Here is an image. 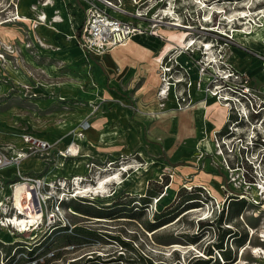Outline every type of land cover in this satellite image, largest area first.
<instances>
[{
	"label": "rangeland",
	"instance_id": "374dc122",
	"mask_svg": "<svg viewBox=\"0 0 264 264\" xmlns=\"http://www.w3.org/2000/svg\"><path fill=\"white\" fill-rule=\"evenodd\" d=\"M93 1L0 0V127L13 136L0 135V147L16 150L24 133L51 144L27 158L41 160L39 172L22 170L25 159L12 177L0 176V196L13 181L14 214L25 188L19 181L14 190L19 170L54 183L52 203L62 182L75 191L77 177L93 184L116 173L121 181L108 183L104 195L66 200L65 229L50 205L23 231L0 224V264H264V180L245 184L224 161L238 166L234 145L264 131V40L235 35L264 30V0H108L105 9L140 32L100 53L111 57H104L107 66L74 37ZM42 12L47 19L36 22ZM184 31L195 43L183 61ZM162 83H169L166 95ZM208 94L222 110L207 113ZM240 94L253 97L259 113L242 97L235 104L222 98ZM226 131L233 137L223 138ZM75 132L80 153L63 159L60 150ZM261 150L246 153L255 158ZM241 188L248 199L230 201ZM202 220L214 222L202 230Z\"/></svg>",
	"mask_w": 264,
	"mask_h": 264
},
{
	"label": "built area",
	"instance_id": "2783aa9c",
	"mask_svg": "<svg viewBox=\"0 0 264 264\" xmlns=\"http://www.w3.org/2000/svg\"><path fill=\"white\" fill-rule=\"evenodd\" d=\"M112 4H113L112 1L108 2V0H94L91 3L90 5L91 8L87 10L86 19L84 24L80 27V34L78 37L79 43L83 47V49L89 50L90 52L92 53L94 52L96 54L99 52L104 53L109 51L112 46L123 42L131 34L132 26L129 22L117 16L112 15L109 11L105 9L106 7H108V5H112ZM230 75L232 74L231 73L227 74V77ZM241 97L243 102L241 100ZM222 98L230 102H233L234 104L235 102L246 103L247 108L248 107L251 108L256 114L259 113L255 111L256 104L253 103V97H250L246 94L241 96H236L237 99L235 100L228 96L227 97L222 96ZM237 112L239 116L243 117V114H241L240 110H237ZM228 115L229 117L227 118V123L225 125L226 127L229 122L228 120L231 117L230 116L231 114ZM245 116L247 117L248 115L244 114V117ZM85 126H89V125H85ZM230 135H232V132L230 133L229 131L228 132L226 131V133L224 132L223 134V138H230L228 137ZM21 136L23 141L27 145L26 148L10 150V148L0 147V170L6 168L7 166H12V165L19 166L23 158L32 155L33 152L37 153L42 150H47L51 146V144L47 140L39 138L35 136L33 133H24ZM222 143L224 146L226 144V141L222 140ZM234 146H235V155L237 156L238 159V166L236 167L241 170L244 179L249 183H259L257 181L258 177L262 178L260 180H264V131L258 130L256 135H254L250 140V142L245 146L243 144L241 146L238 145V148L236 145ZM219 147L222 151L221 145ZM249 148H253L254 152L262 149L261 150L262 152L256 153V157L253 158L254 154L249 155V153H246L247 152L246 150H248ZM60 154L63 157H68V156H72L74 152L68 148L67 149L65 148L64 150H60ZM224 161L228 166H232L229 162H227V159H225V157H224ZM246 167H250V170L255 171L256 176L255 175L253 176L254 180L248 179L249 175H251V172L250 170L246 169ZM258 170L261 171V174L258 173ZM224 173L228 176V178H231L226 171ZM18 174L20 176V179L18 181L27 182L29 184V190L32 192L34 196L33 200H30L31 198L28 197L23 198V200H25L26 203L30 201H31L30 203H34L38 212L42 214L41 216L42 219L46 214V211L48 210L50 205L51 206L50 217H54L55 222L57 224L60 223L61 225L67 226V223L65 221H61L62 219L60 216V214H62L63 211V203L66 200L76 199L77 197H81L79 196L81 194H77V192L74 191L73 188H72L73 191H70V188L65 189V185L67 183L62 182V184H60V187L57 188L60 189V192L54 195V202L52 203L51 200L53 197L52 196L53 192L51 188H54L53 187L54 183L49 182L45 177L23 174L21 170L18 171ZM255 180L257 182H255ZM58 181L61 183V180ZM15 184L16 182H14V186ZM259 184H261V182ZM73 186L74 184L72 185V187ZM11 187H12L11 194L0 196V224L5 226L12 225L13 227V223L10 222V219L11 217L13 218L15 215H20V209L16 207V210L14 209V214H13V183H11ZM241 190L243 192L238 194V197L239 198L243 197L248 199L247 196L248 193L246 192L248 190L244 188H241ZM0 241L5 243V240H3L1 237H0Z\"/></svg>",
	"mask_w": 264,
	"mask_h": 264
},
{
	"label": "bare ground",
	"instance_id": "6f19581e",
	"mask_svg": "<svg viewBox=\"0 0 264 264\" xmlns=\"http://www.w3.org/2000/svg\"><path fill=\"white\" fill-rule=\"evenodd\" d=\"M243 15H246V16H249V12L248 13H246V12H243ZM20 16H21V14H20ZM20 16L18 17V18H20ZM17 18V19H18ZM36 22L38 21L39 23H41L42 22V20L43 19H47V14L46 13H40V15H36ZM64 20L63 18H62V16H58L57 18H56V20ZM41 21V22H40ZM174 25H177V26H179L180 25V23H178V22H174ZM53 27V26H52ZM56 27V26H55ZM185 28H190V27H187V26H185ZM250 28H243V29H236L235 30V35H237V36H244L247 40H249V41H252V42H258V43H260V42H263V40H264V30L263 31H260V30H257V31H253V30H249ZM185 30V29H184ZM136 30H135V28L134 27H132V31H131V34L129 35V37L127 38V39H125L123 42H121V43H119V44H116V45H114V46H112L111 48H110V53L111 52H113V51H111V50H114V48L115 47H117V46H127L128 45V41L132 38V35H139V29H138V32L136 33V34H133L134 32H135ZM16 32V31H15ZM182 32V31H181ZM190 32V31H189ZM171 34H174V33H171ZM188 33L186 32V31H184L183 33H182V35L180 36L181 38V40L183 41L182 42V46H180V50H179V53H178V57H181V59L184 61V59L183 58H186V56L188 55V53H187V47L190 45V46H192L195 42L193 41L194 39L193 38H189V36L187 35ZM179 37V36H178ZM244 41V40H243ZM251 42V43H252ZM174 44H177V43H174ZM209 44V43H208ZM241 44V43H240ZM246 45V44H245ZM252 45H253V43H252ZM255 45V44H254ZM257 45V44H256ZM170 46V45H169ZM174 45H172L171 47H173ZM257 46H259L260 47V45H257ZM257 46H256V48H257ZM126 48V47H125ZM211 46H207V52H210L211 53ZM252 48V47H251ZM255 48V47H254ZM118 49H120V48H118ZM117 49V50H118ZM129 49V48H128ZM258 50H259V48H257ZM121 50V49H120ZM120 50H118V51H120ZM131 50H133V49H131ZM137 50H138V48H137ZM117 51V52H118ZM116 52V51H115ZM114 52V54H116ZM125 52V51H124ZM134 52L135 53H139V52H137V51H135L134 50ZM257 52V51H256ZM105 53V52H104ZM104 53H101V54H104ZM119 53V52H118ZM263 53V52H262ZM98 54V53H97ZM113 54V55H114ZM120 54V53H119ZM125 54V53H124ZM165 54V53H164ZM187 54V55H186ZM98 55H100V52H99V54ZM126 55V54H125ZM124 55V56H125ZM133 55V54H132ZM101 56V55H100ZM116 55H114V57H115ZM127 56V55H126ZM129 56V55H128ZM127 56V57H128ZM135 56V55H134ZM136 56H138V55H136ZM105 58H107L106 60H108L109 58H111V57H109V55L106 57V56H104ZM113 57V58H114ZM179 59V58H178ZM180 59V61H182ZM112 59H110L109 60V63H110V61H111ZM123 59L121 58V56L119 57H116V59H114V61L112 60V62H111V64L112 63H114V65H117L119 62H121ZM215 60V59H214ZM185 63V62H184ZM192 63V62H191ZM114 65L112 64V66L114 67ZM264 66V65H263ZM153 68V67H152ZM156 68V67H155ZM169 70H170V68H169ZM152 71V70H151ZM156 71V70H155ZM152 73V72H151ZM197 75H198V73H197ZM196 75V76H197ZM208 75V74H207ZM164 80H166V79H164ZM156 80H155V78H152L151 79V81H150V83L152 84V85H155L156 83ZM162 87V95H166L167 94V92L170 90L169 89V83H165V84H163L162 83V85H161ZM161 90V89H160ZM209 95V97H210V99H211V104L209 105V106H207L206 108H207V113H210L211 111V109H213V108H218L220 105H222V102H220V101H216L215 99H214V97H213V94H208ZM165 97V96H164ZM209 102V101H208ZM225 106H226V104H225ZM227 107V106H226ZM219 109H220V107H219ZM219 109H217V110H219ZM220 110H222V108L220 109ZM213 111V110H212ZM224 111V110H223ZM222 112V111H221ZM220 112V113H221ZM215 113H219V112H215ZM223 113V112H222ZM224 115H226V114H223V118H224ZM220 116V115H219ZM226 117V116H225ZM225 119V118H224ZM86 128V126L84 127H80V129H85ZM75 134H76V138H78V136H79V134H78V132H75ZM70 149V150H72L73 152H74V154L72 155V156H77V155H79V153H80V145L76 142V140H73L67 147H66V149ZM65 149V148H64ZM77 152H79V153H77ZM222 154H224L223 152H222ZM63 157V156H62ZM27 158H29L28 156L27 157H25V158H23L22 160L24 161L25 159L27 160ZM22 160H21V162H22ZM20 162V163H21ZM226 164V163H225ZM226 166H227V169H229L230 171H232V170H234V169H239V168H237V167H232V166H228L227 164H226ZM8 167H18L17 165H12V166H7L6 168L8 169ZM5 169V168H4ZM240 170V169H239ZM241 171V170H240ZM105 175V174H104ZM241 175H242V178L244 179V177H243V174L241 173ZM83 178H80V177H77L76 179H75V181H74V186H75V191L77 192V194H81V193H87V192H92V193H98V195H101L102 193H103V195L105 194V193H107L108 192V188H107V185H108V183H111V182H113V183H117V184H120L121 183V181H120V179H119V176L116 174V173H112V174H107V175H105V176H103V177H99L98 178V180L96 181V182H94L93 184L92 183H86V184H83ZM19 182V181H18ZM18 182H16V184H15V186H14V190H15V187H16V185H17V183ZM22 182H24V191L22 192V198H20L19 200H16L15 199V208L17 207V208H19L20 209V215H15L13 218L11 217V219H10V222L11 223H13V224H15V225H17V226H20V228L21 227H26V226H28L29 224H34L36 221H38V220H40L41 219V213L40 212H38V210L36 209V206H35V204L34 203H30V202H25V200H23V198H31L30 200H33L34 199V196H33V194H32V192L29 190V184L27 183V182H25V181H22ZM244 183L246 184V183H248V184H251V185H255V183H249V182H247L245 179H244ZM20 184V183H19ZM242 185V184H241ZM17 189V188H16ZM198 210V208H193V209H191L190 210V212H193V211H197ZM77 214H82V213H80V212H76ZM37 224V223H36ZM23 228H21L20 229V231H23L22 230ZM254 231V230H253ZM253 233V232H252ZM257 252L259 251V250H256Z\"/></svg>",
	"mask_w": 264,
	"mask_h": 264
},
{
	"label": "crops",
	"instance_id": "0c3cea01",
	"mask_svg": "<svg viewBox=\"0 0 264 264\" xmlns=\"http://www.w3.org/2000/svg\"><path fill=\"white\" fill-rule=\"evenodd\" d=\"M78 2V1H77ZM79 7H80V5H79ZM118 17V16H117ZM120 18V17H119ZM85 19H86V17L83 19V20H81L80 22H79V24H77V26H75V29H74V37H75V40H78V37H77V33H78V30H80V27L84 24V22H85ZM78 43H79V40H78ZM129 43V42H128ZM80 44V43H79ZM121 47H123V46H121ZM81 49L84 51L85 49H83V47L81 46ZM78 51H81V50H78ZM99 57H101L100 59V63H103L105 66H107V62H105L104 61V57L103 56H99ZM167 56L165 55V56H163V58L162 59H165ZM177 63V62H176ZM181 65V64H180ZM183 67V66H182ZM10 133H12V132H6V131H4L3 129H1V127H0V135H3V134H7L8 136H10V137H13ZM34 134V133H33ZM21 136V135H20ZM22 139V138H21ZM73 140H76V142L77 143H79V138H71V140H70V142H69V144L73 141ZM22 142H24L23 141V139H22ZM25 143V142H24ZM23 143V145L22 146H18L17 147V149H21V148H26V144H24ZM68 146V145H67ZM67 146H65V147H67ZM16 149V150H17ZM63 159H64V157H62ZM40 162H41V160H36V158H30V159H28V160H26L25 162H23L22 164H21V169L22 170H33V171H35L36 173L37 172H39L40 170H41V164H40ZM13 168L14 167H8V169L6 168V171L5 172H3V169L2 170H0V176H4V177H12V175H13ZM4 173V174H3ZM48 178V177H47ZM11 183H13V181H10V184H9V188H10V193L9 194H11V192H12V187H11ZM0 188H1V186H0ZM3 188V187H2ZM5 192H6V188H5ZM3 193L2 194V196H4V195H8V194H6V193Z\"/></svg>",
	"mask_w": 264,
	"mask_h": 264
},
{
	"label": "trees",
	"instance_id": "16d2710c",
	"mask_svg": "<svg viewBox=\"0 0 264 264\" xmlns=\"http://www.w3.org/2000/svg\"><path fill=\"white\" fill-rule=\"evenodd\" d=\"M78 33L80 34V30H78ZM224 128L226 129V126ZM223 129L221 131H223ZM75 200H77V199H75ZM242 200H244V198H238V196H237V197H234L233 200H230V201H242ZM70 208H71V206H70ZM202 222H204V221L202 220ZM212 222H214V221L213 220L212 221L211 220H208L207 222H204L203 223L204 225H202L203 227L201 226L202 230H205V229L208 230V228H210L212 226ZM59 226L62 227L63 229L67 228V226H64V225H61V224H59ZM0 243H4V242L0 241Z\"/></svg>",
	"mask_w": 264,
	"mask_h": 264
}]
</instances>
